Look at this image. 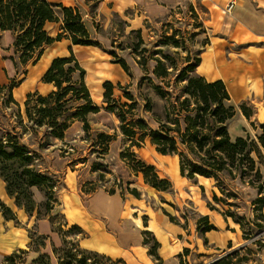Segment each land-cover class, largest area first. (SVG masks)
I'll return each mask as SVG.
<instances>
[{
    "label": "rangeland",
    "instance_id": "rangeland-1",
    "mask_svg": "<svg viewBox=\"0 0 264 264\" xmlns=\"http://www.w3.org/2000/svg\"><path fill=\"white\" fill-rule=\"evenodd\" d=\"M180 1L166 16L143 23L141 30L129 28L125 20L117 15L109 14L105 17L102 14L103 0H75L76 7H73L78 8L91 40L100 43V53L117 64L119 60H124L130 67V73H126L128 82L113 83L115 97L122 98L123 103H130L124 98L125 93L133 96L137 103L133 114L137 116L132 119L144 118L150 129L155 131L160 125L154 116L164 119L167 108L172 109L187 98L189 80L198 78L195 68L209 41L205 22L207 13L200 2ZM246 1L248 5H264V0ZM56 11L61 22L57 23V34L50 32L54 37L61 33L63 25V13L60 9ZM49 24L52 23L46 25L48 31ZM62 51L65 52L64 49ZM24 52V47H20L16 54L18 75L11 82L5 81L7 87L3 91L0 88V146L9 154H13V149L19 147L23 155L20 158L0 159V185L9 184L18 206L33 216L29 225L33 248L49 250L43 252L49 260L39 264H119L83 251L79 246L80 236L77 231L69 230L66 205L73 193L68 186L74 183L67 175L74 171L79 173L80 181L85 180L82 189L86 194L90 195L99 189L107 192L122 191L137 203L134 207L136 216L145 211H160L171 222L183 224L197 238L201 235L195 231L196 225L205 222L200 214L202 211L208 213L210 222L217 225L215 231L220 233L227 229L236 233L231 243L213 246L212 250L211 246H207V250L203 246L198 249L195 244L187 246L180 257V264H210L220 258L231 264H252L264 260V207L263 204L255 203L259 198L257 191L243 185L239 178L233 181L225 175L221 176L220 182L199 177L193 180L182 179L178 173V157L163 158L155 151L150 140L141 143L140 147L132 148V141L120 130V121L103 109L96 115H89L90 131L86 132L84 123L72 118L84 101L76 99L72 94L59 103H44L39 96H34L28 105H15L10 93L14 81L23 76L26 64L21 62V57L25 54L33 58L27 63L31 64L40 51ZM0 53L7 56L12 52L5 46ZM160 64L161 72L165 75L162 79L155 74ZM36 72L33 70L32 74ZM90 73L88 84L92 97L95 104L102 108L103 97L98 95L99 90L96 89L100 79L95 73ZM74 77L78 80L79 73ZM118 85H122L123 89L119 90ZM26 88H20L17 96L21 97ZM194 103L192 100L191 108L195 107ZM225 103L236 111L229 123L231 139L248 138L250 142L258 144L264 156L259 142L264 134L263 125L253 120V110L244 108L243 113L231 101ZM147 104L151 107L150 112L146 111ZM245 115L250 116L246 117L249 123H246ZM132 119L129 117L128 122ZM55 123L58 126H54ZM64 125L69 128L60 139L56 133L59 134ZM102 134L114 139L106 155L101 154L104 149L100 139ZM128 151L135 152L136 159L140 161L153 163L159 175L173 183L172 189L167 193H157V190L145 183L142 175L136 176L133 171L135 163L121 159V154ZM27 171L31 172L29 176L26 175ZM261 171L264 175V166ZM31 175L42 176L43 183L31 185ZM134 189L139 192L138 197L131 194ZM193 192H196L195 197H192ZM2 197L16 208L13 199L6 195ZM79 216L73 215L74 219L80 221ZM40 221H46L53 236L45 238L35 233ZM147 221L148 217L145 216L143 222ZM51 237L54 238L50 241ZM16 256L15 264H33L36 260L28 259L22 253Z\"/></svg>",
    "mask_w": 264,
    "mask_h": 264
},
{
    "label": "crops",
    "instance_id": "crops-1",
    "mask_svg": "<svg viewBox=\"0 0 264 264\" xmlns=\"http://www.w3.org/2000/svg\"><path fill=\"white\" fill-rule=\"evenodd\" d=\"M61 1V4L66 7H76L75 0ZM198 1L207 13L205 22L209 41L201 52L200 62L196 67L197 75L210 83L223 81L231 102L239 108L245 104L247 108L253 110V120L264 125V5H248L246 0ZM181 2L180 0H103L102 14L105 17L109 14L117 15L125 20L129 28L141 30L143 23L153 18L166 16ZM233 2L235 5L229 10V5ZM49 25V32L54 31L57 34V24ZM0 42L3 43L0 46V52L5 46L9 52H12L7 56L0 53V88L3 91L7 87L5 81L11 82L10 80L18 75V68L15 67L17 61L14 48L15 35L8 31L2 32ZM98 48L73 45L66 38L55 42L45 49L36 63L23 67V76L18 79L17 86L12 90L14 100L21 105L29 94L38 93L47 96L53 92L55 90L53 84L42 82L43 75L54 59L69 57L72 52L86 71L85 80L91 96L92 91L88 84L90 72L95 73L100 79L96 89L99 90L98 95L103 97L104 101V83L128 82L129 77L119 64L107 60ZM33 70L37 72L32 74ZM23 86L27 88L23 95L18 97L17 92ZM244 118L246 123H249L246 116ZM178 173L182 179L188 180L181 175L179 159ZM70 175L68 174L67 177L72 179L74 184L68 187L73 196L66 205V217L70 228L77 226L81 229V233L77 235L80 236L79 246L85 252L97 253L122 264H158L159 262L180 264V257L187 246L195 244L198 249L203 246L206 250L207 246H211L210 250H212L213 246L228 245L236 235L227 229L220 233L215 231L217 225L210 222L208 213L201 211V216L207 217L208 222L197 223L195 231L201 236L196 238L195 234L189 233L183 224L171 222L160 211L153 213L145 211L142 215L136 216L134 207L137 203L119 191L110 194L104 189H99L90 195L86 194L82 189L86 184L85 180H79L77 171L70 172ZM5 195L12 199L4 183V186L0 185V199L15 213L16 218L8 220L0 213V264H4L7 257L16 253H22L28 259H37L44 254L43 252L47 253L48 248L46 250L41 247L33 248L34 241L29 233L33 216L25 209L17 207L15 201L16 208L12 207L3 199L2 196L5 197ZM192 195L195 197L196 192ZM137 199L136 201L140 202ZM73 215H80V221L74 219ZM145 216L148 217L147 222H143ZM37 224L38 229L35 233L45 238L53 236L46 221H40ZM208 228H210L209 231L203 232ZM146 233L149 235L148 243ZM53 238L51 237L50 241ZM155 242L159 244L157 256L160 261L150 252Z\"/></svg>",
    "mask_w": 264,
    "mask_h": 264
},
{
    "label": "trees",
    "instance_id": "trees-1",
    "mask_svg": "<svg viewBox=\"0 0 264 264\" xmlns=\"http://www.w3.org/2000/svg\"><path fill=\"white\" fill-rule=\"evenodd\" d=\"M0 8V33L8 31L15 35V54L20 47H24L25 52L40 51L39 55L31 62L32 64L41 58L47 47L63 38L69 39L73 45L100 47V43L91 40L90 33L84 25L78 8L66 7L61 3L50 2L49 0H0ZM57 9L63 13V25L61 33L54 37L46 29V25L61 22ZM19 22L24 23V25L17 26L16 24ZM31 59L33 58L24 54L21 57V62L27 66ZM199 62L200 57L196 67ZM118 64L127 74L130 73V67L124 60H119ZM161 68L162 65L160 64L155 70L156 76L160 79L165 78ZM77 73H79L78 80L74 77ZM85 78L86 71L72 52L69 57L56 58L42 78V82L53 84L55 90L47 96L38 93L29 94L24 105H28L34 96H39L44 103L51 101L59 103L72 94L76 99L84 101V104L77 109L72 118L83 122L86 132L90 131L89 115H96L103 109L120 121V130L126 138L132 141V148L140 147L141 143L150 140L157 153L163 156L178 157L182 177L190 180L198 176L215 179L217 182H220L221 176L224 175L233 181L239 178L243 185L258 192L259 198L255 203L263 204L264 207V175L261 171V167L264 166V156L258 144L250 142L248 138L231 139L229 123L235 117L236 111L225 103L231 101V97L223 81L210 83L199 75L196 79H190L186 92L187 98L178 106L172 109L167 108L164 119L154 116L160 125L159 129L155 131L150 129L144 118L132 119L137 116L133 114L137 109V103L129 93H125L124 98L130 103H123L122 98L117 99L114 93L115 86L111 82L104 83L105 92L102 108L96 105ZM14 83L10 96L12 102L20 106L12 95V90L17 86V81ZM118 88L122 90L123 86L118 85ZM192 100L195 101L193 108L190 104ZM148 104L146 111L150 112L151 107ZM240 108L244 113V108L247 107L243 104ZM129 117L132 119L130 122H128ZM246 117L249 118L250 116ZM54 126H58V124L55 123ZM68 128V125L62 126L59 130L60 133H56V136L62 139ZM100 139L104 148L101 154L106 155L109 144L114 139L105 134H102ZM259 142L260 147L264 150V134L259 138ZM13 152V154H9L4 147L0 146V159L20 158L23 155L19 147L13 149ZM253 154L256 155L258 161ZM135 155V152L128 151L121 154V159L124 161L132 160L135 163L133 166L135 175H142L145 183L151 188L158 192H169L172 189V183L163 179L154 165L136 159ZM30 174L31 172L27 171L26 175L29 176ZM42 183V176L31 175V185ZM6 190L15 201L16 206L19 207L17 201L12 197L14 194L10 190L9 184H7ZM109 193L115 194L116 192ZM121 193L124 194L122 191ZM131 194L136 197L140 195L136 189L132 190ZM0 213L8 220H15L16 218L15 213L1 199ZM203 221L207 223L208 218L204 217ZM69 230L70 232L75 230L77 234L81 233V229L77 226ZM209 230L210 228L203 230V232ZM146 242H149L148 233H146ZM158 246L159 244L155 242L150 252L153 257L160 261L157 256ZM93 254L101 256L97 253ZM16 255L17 253L7 257L4 264H15ZM46 259L49 260L48 255L41 254L33 264L45 263ZM113 263L122 264L121 262ZM61 264L64 263L61 262ZM216 264L231 263L221 259Z\"/></svg>",
    "mask_w": 264,
    "mask_h": 264
},
{
    "label": "built area",
    "instance_id": "built-area-1",
    "mask_svg": "<svg viewBox=\"0 0 264 264\" xmlns=\"http://www.w3.org/2000/svg\"><path fill=\"white\" fill-rule=\"evenodd\" d=\"M234 5H235V2L231 3V4L229 5V10H231V9L234 7ZM220 259H222V258H220ZM220 259H217L216 261H213V262L210 263V264H216V262H218ZM252 264H264V260H261V261H259V262H254V263H252Z\"/></svg>",
    "mask_w": 264,
    "mask_h": 264
}]
</instances>
